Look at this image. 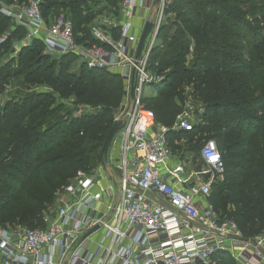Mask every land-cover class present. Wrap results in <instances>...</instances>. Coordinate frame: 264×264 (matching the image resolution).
Wrapping results in <instances>:
<instances>
[{"label":"trees","instance_id":"1","mask_svg":"<svg viewBox=\"0 0 264 264\" xmlns=\"http://www.w3.org/2000/svg\"><path fill=\"white\" fill-rule=\"evenodd\" d=\"M173 1L169 9L174 17L161 26V44L151 54L163 79L143 102L167 128L182 113L186 87L205 104L204 123L192 131L169 132V144L177 150L182 145L176 139H185L186 147L216 140L225 172L212 185L210 200L222 220L236 223L243 238H253L264 231V0ZM112 4L114 0H41V10L51 22L55 14L50 11L64 9L77 41L92 44L96 40L88 25ZM4 33L9 34L0 45V58L25 35L0 12V36ZM51 57L35 39L0 66V96L5 97L0 102L2 227L45 226L44 215L54 208L58 191L77 171L89 173L101 162L100 150L115 122L112 111L124 96L119 74L83 65L71 70L74 54L55 57V62ZM11 81L18 85L14 92L6 91ZM71 98L94 110L71 117L52 106L57 99ZM229 255L219 251L209 264H230Z\"/></svg>","mask_w":264,"mask_h":264},{"label":"built area","instance_id":"2","mask_svg":"<svg viewBox=\"0 0 264 264\" xmlns=\"http://www.w3.org/2000/svg\"><path fill=\"white\" fill-rule=\"evenodd\" d=\"M172 2L121 0L118 14L91 23L96 42L85 44L77 41L65 12L47 22L41 0H0V12L25 32L4 64L39 39L52 57L74 54L79 66L119 74L126 92L114 119L121 127L109 149L111 162L89 173L77 171L56 194L44 227L0 226V264H209L219 251L240 264H264V233L243 238L210 200L212 185L225 172L216 140L202 143V167L189 168L190 159L167 137L193 130L189 114L182 112L167 128L143 103L146 87L163 79L151 54ZM136 17L143 23L137 33ZM147 22L153 27L137 57ZM8 34L0 36V45ZM181 143L186 142H176Z\"/></svg>","mask_w":264,"mask_h":264},{"label":"rangeland","instance_id":"3","mask_svg":"<svg viewBox=\"0 0 264 264\" xmlns=\"http://www.w3.org/2000/svg\"><path fill=\"white\" fill-rule=\"evenodd\" d=\"M120 2H121V0H114V4L111 5L112 12H110L111 10H109L107 12H104L103 15L107 16V15H110L111 13L117 14L116 12H118ZM64 12H65L64 9L56 7V9H54V10L52 9L50 11V14H55L53 16V17H55L57 14L64 13ZM173 17H174V13L171 11V9H169L167 11V19L164 21L165 24L167 22H169V24H170L171 23L170 20L173 19ZM134 24H135V31L137 33L140 30V28H141V26L143 24L142 23V19L140 17H136L134 19ZM88 26L90 28L91 24L88 25ZM175 31H176V28L171 31L170 36L173 35L175 33ZM158 44H161V38L158 40ZM15 47H18V44ZM13 48H14V46H13ZM191 50H192V48H191ZM9 52L10 51H8V53ZM51 60L53 62H55L57 59L55 57H51ZM3 64H4V57H1L0 58V66L3 65ZM78 66H79V64H78V62H76V64H74L72 66L71 70H76V68L79 69ZM14 85H15L14 82L11 81L10 84L7 85L6 90L8 89L10 91L11 90L10 88H12L13 91H11V92H14V90H16V88H18V85H16L17 87H13ZM44 87H45L44 85H40V84H38V85L34 84V86H33V88H35V89H37V88L43 89ZM124 88H125V85H124ZM146 90L148 91L147 96L155 94L154 87L148 86V87H146ZM186 92H187L186 101L182 104V112H186V113L189 114V120L194 125V127L197 124H203L204 123V117H205V114H206V106H205V104L197 102V100H195L193 98V96H191V87H186ZM125 93L126 92L124 91L123 99L126 97ZM0 99H1V101H0L1 105H3L4 102H5V97L4 96H0ZM123 99H122V101H123ZM73 100L74 99H72V98L71 99H66V100L57 99V100L54 101L52 106H60V111L61 112L64 111V110L69 111V113H71V117L72 116L73 117L74 116L75 117L79 116L84 111L94 110V108L91 107V106L90 107H85V106H82V105H79V104H74ZM119 107L120 106L118 104L117 107L114 108L113 111H112V119L113 120L115 119L116 115L118 114ZM156 131H157V128H156L154 133H156ZM201 146H202V140H201V142L196 143V146H194V147L188 145L187 147H182V149L179 150L180 152L184 153V157L185 158H189L190 159L191 163H190L189 168L198 169V168L202 167L203 162H202V159L200 157ZM101 150H102V148H101ZM101 150H100V153H101ZM104 162H106V163H110L111 162L110 154H107V156L104 158ZM99 164L100 163H97L96 167L99 166ZM54 206H55V202L53 204V207ZM51 215H52L51 211L45 213V215H44V217H45L44 218V225H46L47 219ZM262 233H264V231H261L259 234H262ZM229 256L231 258V259L228 258L230 264H240V263H238L236 261L235 257H233L232 255H229Z\"/></svg>","mask_w":264,"mask_h":264},{"label":"water","instance_id":"4","mask_svg":"<svg viewBox=\"0 0 264 264\" xmlns=\"http://www.w3.org/2000/svg\"><path fill=\"white\" fill-rule=\"evenodd\" d=\"M153 24L151 22H147L144 26V29L142 31L141 37H140V41H139V46H138V51H137V57L140 56L141 51L143 49V46L145 44V41L147 39L148 34L150 33V31L152 30ZM121 124L120 122H114L112 128L110 129V131L107 134L106 140L103 144L102 147V151H101V162L104 163V158L107 156L110 146L112 144V141L116 135V133L118 132V130L120 129Z\"/></svg>","mask_w":264,"mask_h":264},{"label":"crops","instance_id":"5","mask_svg":"<svg viewBox=\"0 0 264 264\" xmlns=\"http://www.w3.org/2000/svg\"><path fill=\"white\" fill-rule=\"evenodd\" d=\"M21 39H22V38H21ZM21 39H20V40H21ZM20 40H18V41H20ZM75 64H76V63H75ZM78 67H79V66H78ZM178 132H179V131H178ZM182 140H183V138L180 139V140L176 139L175 142H181ZM184 141H186V140L184 139ZM186 144H187V142L184 143V144L181 143L180 145H182V147H186ZM177 150H178V149H177ZM179 150H180V149H179Z\"/></svg>","mask_w":264,"mask_h":264}]
</instances>
